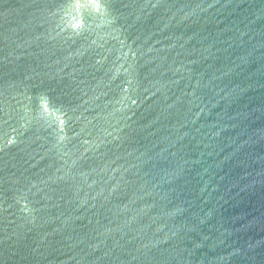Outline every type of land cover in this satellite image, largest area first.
<instances>
[{
  "label": "water",
  "instance_id": "1",
  "mask_svg": "<svg viewBox=\"0 0 264 264\" xmlns=\"http://www.w3.org/2000/svg\"><path fill=\"white\" fill-rule=\"evenodd\" d=\"M0 264H264V0H0Z\"/></svg>",
  "mask_w": 264,
  "mask_h": 264
}]
</instances>
